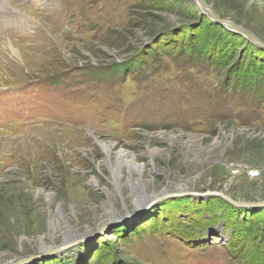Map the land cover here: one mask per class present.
<instances>
[{"label":"rangeland","instance_id":"rangeland-1","mask_svg":"<svg viewBox=\"0 0 264 264\" xmlns=\"http://www.w3.org/2000/svg\"><path fill=\"white\" fill-rule=\"evenodd\" d=\"M206 3L264 43V0ZM208 192L264 202L263 47L197 0H0V264H264V206Z\"/></svg>","mask_w":264,"mask_h":264},{"label":"water","instance_id":"water-1","mask_svg":"<svg viewBox=\"0 0 264 264\" xmlns=\"http://www.w3.org/2000/svg\"><path fill=\"white\" fill-rule=\"evenodd\" d=\"M198 4L200 5V7L202 8L203 12L206 13L209 18L214 21L216 24L222 25L224 28L228 29L229 31L235 32L237 34H240L244 37H246L248 40H250L251 42L261 46L264 48V43L261 42L255 35H253L250 31H248L247 29L238 26L236 24H233L231 22L222 20L216 13L215 11L206 3V0H197ZM208 196H216L219 198H222L223 200H225L227 203L236 206V207H251V206H264V202L263 203H244V202H240V201H235L233 200L230 196L225 195L221 192H208L207 193ZM161 201H156L150 205H148V207L146 208V210H149L150 208H152L154 205L158 204ZM143 213H138L135 214L136 216H139ZM133 216L128 217L126 220L131 219ZM91 238V237H90ZM89 239V238H88ZM87 240V239H86ZM36 256H29V257H25L21 260H19L17 262V264H25L27 262L32 261L33 259H36Z\"/></svg>","mask_w":264,"mask_h":264}]
</instances>
